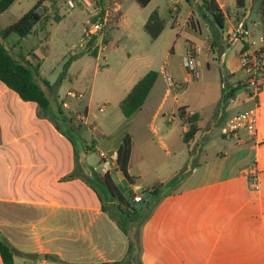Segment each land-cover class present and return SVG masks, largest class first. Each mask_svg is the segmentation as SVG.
<instances>
[{"label":"crops","instance_id":"0c3cea01","mask_svg":"<svg viewBox=\"0 0 264 264\" xmlns=\"http://www.w3.org/2000/svg\"><path fill=\"white\" fill-rule=\"evenodd\" d=\"M123 1L121 0L120 12L106 30V46L115 42L112 34L115 29L119 27L129 29L123 11ZM215 1L225 18V25L221 31L222 42L229 26H235L242 21L248 27L247 21L251 20V27L248 28L252 32L250 40L254 43L234 41L228 46L230 48L239 45L235 49L237 60L239 61L238 53L241 48L242 50L261 48L263 41L260 37L264 36V5L262 6L261 1L245 0L243 7H238L235 0ZM195 3L196 0H193V4ZM50 4L51 7H46L43 2L42 9L45 13L41 17L54 15L53 4ZM55 9L59 14L58 8ZM153 10L155 9H152L142 21L143 30ZM176 11L177 8L171 6V12ZM225 11H235L238 15L241 13V16L235 20L232 14L228 19ZM158 14L160 16L159 11ZM191 15L192 13H187L185 16L184 22L187 26V20ZM40 22L34 25L32 31H37ZM39 33L40 31L36 33L37 38ZM132 36L135 38L140 34L132 29ZM28 37L29 34L21 39L16 37L15 41L11 42L6 38L4 42L7 48L13 46L10 50L11 53L15 50L12 53L14 56L20 54L24 56L22 48L17 49L14 42L19 39L26 40ZM213 41H209L212 52ZM221 48L220 60L223 61L226 51L223 50V45ZM96 57L99 58V55ZM35 58H38L37 55ZM233 62L232 60L231 63ZM161 68L159 71L147 69L146 72L157 71L158 76L139 109L128 117L124 116L121 109L120 112H115V121L120 123L116 136L112 138V131L106 126L105 131L97 132L99 139L102 138L101 143L92 138L90 144L84 143L85 151L80 153H77L75 136L60 132L52 119L32 114L34 106L37 105L20 99L0 81V88L3 87L9 94L0 101V195H9L11 185L15 187L21 185L13 182L12 177V172L19 168L21 179L33 178L36 182L54 179L55 184L86 186L85 195L74 197V210L89 214V208L86 207L89 201L99 205L101 209L102 202H110L108 192L102 182L89 181L87 176L90 177L92 172H96L99 176L109 173L111 177L120 171L115 161V151L128 133L132 139V148L127 171L135 178V183L132 185L128 183L125 192L126 188H129L143 197L138 191L139 188L149 191L159 183L164 184L161 197L155 201L146 221L140 227L143 264H264V82L256 95L247 92L246 95L250 98L243 107L242 95L235 92L228 101L230 103V99L236 97L241 107L228 114L225 110H217L207 117L203 109L187 100L177 98L173 86L175 82L173 81L172 85L167 84L168 69L161 78ZM39 74L42 75L41 65ZM143 75L135 76V72L128 73L122 87L119 88L118 96L113 99L108 96L102 105L104 106L102 111L106 109V104L108 107L113 104L114 108L115 106L120 108L121 100ZM220 77L223 88L225 82L235 86L245 74L237 65L235 69L226 68ZM189 79H193L192 76L189 75ZM91 97L89 94V101ZM180 108L185 109L183 115L179 114ZM249 108H254L257 115L255 133L249 134L242 129L237 136H230L234 139L233 143L227 141L222 147H206V143L215 137L220 124L224 125L226 119L234 113ZM79 110H84L88 119L91 117L89 106L86 105ZM193 113L198 114L199 130L186 142L183 139L187 128L186 118ZM89 121L96 125L97 131L98 128L100 130L103 128L102 119L99 122L95 119ZM71 128L74 129L72 125ZM83 140L85 141L82 137V142ZM104 147L108 154L106 158L99 156L100 162L96 165L87 161L88 151L95 150L99 153L104 151L102 149ZM71 174L72 177L65 179ZM253 179H256L255 185L252 184ZM97 188L102 189V195L98 193ZM70 194L72 192L68 193ZM72 199L67 198L66 203L62 201V208L57 203L40 204L46 212L41 219L53 221V217H56L59 211H67L74 207L70 204ZM53 201L61 202L58 199ZM102 212L105 213L103 210ZM56 233L57 228H52L51 235ZM127 247L128 240L122 248L124 252L122 257L105 261L124 258ZM44 258L41 264L58 262L46 256ZM14 260L18 264L15 255ZM0 264H3L1 257Z\"/></svg>","mask_w":264,"mask_h":264},{"label":"rangeland","instance_id":"374dc122","mask_svg":"<svg viewBox=\"0 0 264 264\" xmlns=\"http://www.w3.org/2000/svg\"><path fill=\"white\" fill-rule=\"evenodd\" d=\"M2 1L0 0V30L17 20L37 2V0H8L6 5L2 6ZM43 1L46 7H51L48 1L41 0L38 7L41 15L45 13L42 9ZM260 1L263 6L264 0ZM189 2L149 0L145 5H139L137 0H124L123 11L129 29L122 27L115 29L112 32L115 42L106 46L99 58L86 51L93 49L97 44H105L107 35L102 43H99L98 37H95L88 47L84 43L83 31L90 26L91 22L92 7L88 4L68 8L62 0H56L52 3L55 6H52L54 15L44 16L38 24L37 31H31L28 39L18 44H16L17 41L14 42L17 49L22 48L27 60L34 64H37V60L40 61L42 77H37V80L49 98L50 111L57 112V109L61 108L59 114L63 116V119L58 121L57 126L65 135L71 134L76 137L74 139L77 153L85 151L84 143L90 144L92 138L101 143L102 138L99 139L97 134L105 131L106 126L112 131V138L118 133L120 123L115 121V112H120V108L116 106L114 108L113 104L108 107L106 104V109L100 111L99 107L104 108L102 105L108 96L112 99L118 96L119 88L122 87L123 80L130 72H135V76H141L148 68L159 71L162 66L160 75L162 78L168 69L167 73L175 82L173 86H175L177 98L187 100L203 109L207 117L217 110H225L228 114L241 107L236 97L231 98L230 103L229 98L223 97L220 77L226 68L235 69L238 65L242 71L235 52L239 45L229 48L225 41H217L212 52L209 41L215 39L216 27L213 18L201 9L200 0H196L195 4L193 0ZM171 6L177 8V11L171 12ZM56 7L60 16L58 21L54 18V16L58 17ZM152 9H158L164 22V29L156 39H151L142 28V21ZM225 12L228 19L232 14L235 20L241 16V13L238 15L235 11ZM187 13H192L199 30L194 31L185 24L184 19ZM247 25L251 27L250 19ZM132 29L140 36L134 38ZM38 31L40 33L37 38ZM47 36L48 39L40 42ZM16 37L18 38V35L13 33L7 40L15 41ZM221 45L226 51L223 61L220 60ZM46 46L47 49H44ZM188 48H193L195 51L196 67L200 72L199 79H189L188 72L181 66L182 57ZM232 60L235 63H231ZM235 73L237 75V71ZM236 84L242 86L243 82L240 80ZM69 91L81 92L84 97L81 99L70 97ZM248 91L249 89L244 87L236 90L238 95H242V107L250 98L246 95ZM7 92L3 87L0 88V101L9 96ZM89 94L92 96L90 101ZM62 100L69 101L68 109L62 107ZM86 105L89 106L90 120L95 119L99 122L102 119L101 130L98 128L97 131V127L94 129L95 124L92 122L86 125L76 119L75 114L80 111L79 108ZM32 114L44 117L36 106ZM68 118L74 129L70 128ZM82 137L85 139L83 142ZM227 141L233 143L234 139L225 133L224 125L220 124L215 137L206 143V147H222ZM102 149L104 150L102 152L106 151L105 147ZM98 154L95 150L88 151L87 161L92 165L98 164L100 162ZM18 169L12 172V177L13 182L21 185L17 187L11 185L9 195H0V239L12 247L18 264H41L45 258H39L40 253L45 254L46 258L58 261L57 264H86L123 256L122 248L127 243L128 236L119 230L116 222L111 220L107 212L103 213L99 205L91 201L86 204L89 214L74 210V197L85 195L86 186L55 184L54 179H43L38 182L33 178L21 179ZM97 189L102 195V189ZM70 192H72L71 196L68 195ZM1 194H3L2 191ZM67 198H73L70 204L74 207L67 211H59L57 216L53 217V221L41 219L46 212L40 204L57 203L62 208L61 203L62 201L66 203ZM54 199L61 202H54ZM144 221L146 216L140 220L136 228L130 230L131 235H135L140 244V227ZM52 228H57L58 233L51 235Z\"/></svg>","mask_w":264,"mask_h":264},{"label":"trees","instance_id":"16d2710c","mask_svg":"<svg viewBox=\"0 0 264 264\" xmlns=\"http://www.w3.org/2000/svg\"><path fill=\"white\" fill-rule=\"evenodd\" d=\"M141 5H145L149 0H138ZM236 5L238 7H243L245 5V0H235ZM8 0L2 1V6H5ZM201 9L207 14L211 15L213 18L215 29V39H213V45H216L217 41H221V31L224 28V14L222 10L219 8L217 2L215 0H200ZM41 3V0H37L35 5L29 9L26 13L20 16L17 20L13 21L10 25L0 30V81L11 91L15 92L18 97L24 101L34 102L38 109L42 112V114L50 119H52L56 125V128L60 131L57 123L59 120L63 119L59 113L61 112V108L56 111H50V101L44 90L42 89L37 77L40 76L39 68L40 61L38 60L37 64L26 59L23 55H18L17 57L11 53V47L7 48L4 40L8 38L13 33H16L18 37L21 39L28 34L31 33L34 25L37 22L42 21L43 17H41V13L38 10V7ZM95 9L101 10V1L95 0ZM57 12V11H56ZM55 20L58 21L60 16L56 13ZM191 15L187 24L192 29L198 30L199 26L197 21ZM90 20L93 22L95 20V16L90 15ZM45 23V22H44ZM164 28V23L160 18L158 11L153 10L148 19L144 24V30L150 36L151 39H155L160 32ZM49 36V35H48ZM48 36L40 42L48 39ZM20 39L16 44L20 42ZM94 39L90 40L87 43V47L91 45ZM40 45V44H38ZM47 49V46L44 47ZM96 46L92 49H88L86 52L92 56L97 55ZM242 50V48H241ZM240 50V51H241ZM158 76V72L155 70H149L146 72L130 89L128 94L121 100L120 109L124 116L128 117L140 106L143 104L146 99L150 89L152 88L156 78ZM222 80H224V76H222ZM43 82L47 85L48 83L43 80ZM244 87L236 84L232 86L227 83L226 86L223 87L224 98L231 97L237 89ZM261 88V86H260ZM249 94L253 95L252 91L249 89ZM185 112L184 108L179 109V114L183 115ZM69 122L71 121L70 118ZM198 114L193 113L186 118L187 128L184 131L183 139L184 141H188L192 139L195 133L199 130L198 125ZM71 128V124H70ZM64 133L63 131H60ZM132 148V139L130 135L125 134L122 139L120 145L115 151V161L117 164L118 170L122 173L124 178L129 184L135 183V178L131 177L128 174L127 168L129 164V158ZM88 151V150H87ZM73 175L66 176L65 179L72 177ZM89 181L102 182L108 192V196L110 199V203L105 204V202L101 204V209L104 212H107L109 217L114 220L118 226V228L128 236V247L127 252L124 258L115 261H105L96 264H143L141 260V244L139 243L137 237L135 235H131L130 230L136 228L138 226L140 220L147 217L149 212L151 211L155 201L161 197L162 188L164 184L159 183L153 186L149 190V195L152 196V199L149 201L147 205H145L142 210L141 207H136V202L133 201V197L135 193L126 188V192L129 194V198L125 197L124 193L120 190L117 184L110 177L109 173H105L103 176H99L98 173L92 172L91 176H87ZM86 179V181H88ZM147 200V197H142V203ZM0 257L2 259L3 264H17L14 260V251L12 247L7 244L5 241L0 239Z\"/></svg>","mask_w":264,"mask_h":264},{"label":"built area","instance_id":"2783aa9c","mask_svg":"<svg viewBox=\"0 0 264 264\" xmlns=\"http://www.w3.org/2000/svg\"><path fill=\"white\" fill-rule=\"evenodd\" d=\"M49 3H55L56 0H46ZM66 7L74 8L77 5L88 4V6L92 7V11L90 12L91 16H95V20L90 22V26L85 28L83 33V39L87 44L90 40L98 37L99 43L104 41V37L106 35V30L113 22L115 16L120 12L121 9V0H100L101 1V10L95 9V0H62ZM44 2V1H43ZM43 4V3H42ZM44 8V7H43ZM252 36L251 30L246 26L244 22H238L235 26H229L226 29V33L224 36V41L228 43L227 45L233 43L234 41L240 42H251L250 40ZM263 41V45L259 49L254 50H241L238 53L239 61L241 64V69L245 74V77L242 79V82L245 88L250 89L253 95H256L260 86L264 82V36L260 37ZM97 54L100 57L102 50L106 47V44L96 45ZM182 67L188 72L192 78L198 79L200 77V72L196 67V58L195 51L193 48L186 49L182 60ZM167 82L169 85L173 84L172 77L167 74L166 75ZM227 85V82L224 83V86ZM68 95L70 97H75L80 99L83 97V93L69 91ZM62 107L68 109L69 101L62 100ZM99 110L102 111L103 108L100 106ZM77 120H80L82 123L86 125H90V121L88 120L87 114L84 110L79 111L75 114ZM94 125V129H95ZM225 133L229 136H237L240 130H246L249 134H253L257 129V115L254 108H249L246 110H242L234 113L224 122ZM99 155L101 158H106L108 156L107 153L100 151ZM252 184H256V179L252 180ZM134 202H141L142 196L140 194H135L133 197Z\"/></svg>","mask_w":264,"mask_h":264},{"label":"water","instance_id":"95a60500","mask_svg":"<svg viewBox=\"0 0 264 264\" xmlns=\"http://www.w3.org/2000/svg\"><path fill=\"white\" fill-rule=\"evenodd\" d=\"M111 178L117 184V186L120 188V190L124 193L125 197L129 198V194L127 192H125V187L127 186L128 182L126 181L125 178H123V175L121 174V172L117 171L116 173L111 175ZM138 191L142 193L143 197H147V200L144 203L136 202V204H135L136 207H141V209L143 210L145 205H147L149 203V201L152 199V196L149 195V191H147V190L145 191V190H143V188H139ZM38 256L40 258L45 257V255L42 253L38 254Z\"/></svg>","mask_w":264,"mask_h":264}]
</instances>
